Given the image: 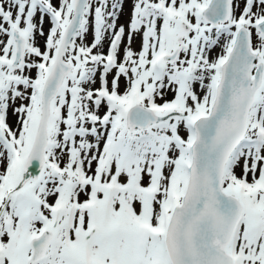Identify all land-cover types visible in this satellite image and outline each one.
I'll return each mask as SVG.
<instances>
[{"label":"snow or ice","instance_id":"1","mask_svg":"<svg viewBox=\"0 0 264 264\" xmlns=\"http://www.w3.org/2000/svg\"><path fill=\"white\" fill-rule=\"evenodd\" d=\"M0 264H264V0H0Z\"/></svg>","mask_w":264,"mask_h":264},{"label":"rangeland","instance_id":"2","mask_svg":"<svg viewBox=\"0 0 264 264\" xmlns=\"http://www.w3.org/2000/svg\"><path fill=\"white\" fill-rule=\"evenodd\" d=\"M47 28V25L45 26ZM91 39V37H89V40Z\"/></svg>","mask_w":264,"mask_h":264}]
</instances>
